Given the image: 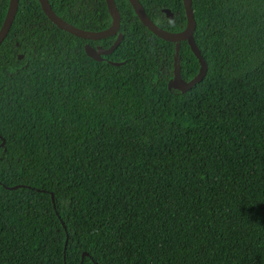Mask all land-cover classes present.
Wrapping results in <instances>:
<instances>
[{"label":"trees","instance_id":"trees-1","mask_svg":"<svg viewBox=\"0 0 264 264\" xmlns=\"http://www.w3.org/2000/svg\"><path fill=\"white\" fill-rule=\"evenodd\" d=\"M114 1L123 39L95 61L85 44L117 35L75 37L19 0L0 44V264H264V0H191L207 71L186 92L167 84L198 74L188 43ZM138 1L185 29L182 0ZM48 2L112 24L105 0Z\"/></svg>","mask_w":264,"mask_h":264},{"label":"water","instance_id":"water-1","mask_svg":"<svg viewBox=\"0 0 264 264\" xmlns=\"http://www.w3.org/2000/svg\"><path fill=\"white\" fill-rule=\"evenodd\" d=\"M107 8L110 12L111 18H112V24L108 29H105L103 31H86L80 28H77L70 23L66 22L65 20L61 19L58 15L55 14V12L52 10L48 0H39L40 5L42 7V11L45 14V16L49 19L51 23H53L56 27L59 29L84 40H90V41H96L100 39H104L107 37H111L114 35H117L115 41L113 44L107 48L104 49L100 46L93 47L91 45L85 44L84 51L88 57L95 61H102L103 56L111 54L117 46L121 43L123 39V35L118 33L120 28V14L119 11L115 5L114 0H105ZM131 4L136 16L138 17L139 21L144 25L151 33L156 35L158 38L175 43L176 49L179 48V43L181 41H186L192 51V53L197 58L200 68L198 74L192 78L189 81H185L182 79L179 71L177 69H174L173 78L169 80L167 84V88L169 90L176 89L181 92H186L189 89H191L194 85L202 81L204 78L206 71H207V65L203 57L201 56L200 50L198 49L193 34L195 31V20H194V14L192 10V2L191 0H182V4L184 7L185 17H186V27L183 31L179 33H171L168 31H165L161 28H159L145 13L142 5L139 3L138 0H128ZM18 3L19 0H9L8 9L6 12L5 19L3 21V24L0 29V44L3 42V40L6 38L11 25L14 21V18L16 16L17 10H18ZM166 16L169 19H172L173 15L168 9L163 10ZM21 58V56L19 57ZM115 66L121 65L123 63H112ZM4 145V140L0 144V147ZM10 189H15V187H11ZM51 200L53 202V195L51 194ZM64 227V225H63ZM67 240L65 241L66 246ZM65 252V251H64ZM65 256V255H64ZM87 256L86 253L82 254V258Z\"/></svg>","mask_w":264,"mask_h":264}]
</instances>
